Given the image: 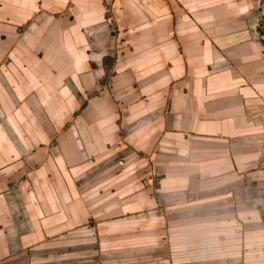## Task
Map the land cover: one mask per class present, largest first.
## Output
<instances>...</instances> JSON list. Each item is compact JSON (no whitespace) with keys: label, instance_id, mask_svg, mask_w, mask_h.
<instances>
[{"label":"crops","instance_id":"1","mask_svg":"<svg viewBox=\"0 0 264 264\" xmlns=\"http://www.w3.org/2000/svg\"><path fill=\"white\" fill-rule=\"evenodd\" d=\"M0 264H264V0H0Z\"/></svg>","mask_w":264,"mask_h":264}]
</instances>
